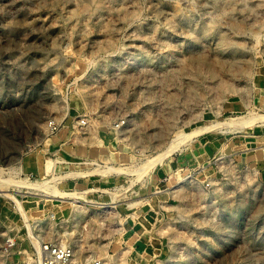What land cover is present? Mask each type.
<instances>
[{"label":"rangeland","instance_id":"1","mask_svg":"<svg viewBox=\"0 0 264 264\" xmlns=\"http://www.w3.org/2000/svg\"><path fill=\"white\" fill-rule=\"evenodd\" d=\"M230 118L253 124L181 138L153 164ZM0 166L90 190L80 221L71 200L8 187L28 227L0 182V264H39L31 230L84 264L124 250L126 264H264V0H0Z\"/></svg>","mask_w":264,"mask_h":264},{"label":"bare ground","instance_id":"2","mask_svg":"<svg viewBox=\"0 0 264 264\" xmlns=\"http://www.w3.org/2000/svg\"><path fill=\"white\" fill-rule=\"evenodd\" d=\"M225 43H227V42L224 41V44ZM68 109L69 108H67V110ZM252 124H253L252 123V119H246V120H244V119H241V118L240 119L230 118V119H228L226 121L216 122L213 125H209V126L207 125L205 127H198L196 129H194L189 134L183 133L182 135H179V137L174 138L170 142V144L166 148V150H164L163 152H161L155 158V160L153 161V164L156 166V164H158V163L166 160L172 153H174L175 150L180 145V141H181L180 139L181 138H185V139H188L189 138V140H192L195 135L198 136V135H201V134H206V133H209V132H214L216 130V128H220V129L223 128L224 129V128H228L229 127V128H232L233 131L239 132V131H243L246 127H248V126H250ZM150 167H151V165H150ZM17 168H18V173L19 174L22 173V171L24 170V167L22 166L21 163H20V165ZM9 169L11 171H14L16 168L10 167ZM54 171L55 170L53 169V172ZM109 171H115V172L120 173V172H122V169H118V168H115V167H110L109 168ZM3 172H4V168L0 166V182L3 184L4 187H7V189L2 190L1 196L6 197V198H9V199H11V200H13L14 202L17 203L18 209H19L21 215L23 216V218L26 220V223H27V226L28 227L30 226V224H28L29 221H30V218H29V216H28V214H27V212H26V210H25V208H24V206L22 204V201L20 199V196L18 194H16V193H13V191L12 190H9L8 187H16V188H18L17 191H14V192H17V193L18 192H22L21 189H27L28 192L29 191H36V192H38L36 194H39L41 196H48V197H54V198H61V199L71 200L72 203H73V205L75 206L74 216L78 220H80V221L87 214V211L83 208L84 206L82 205V203L83 202H86V203L90 202L88 200V198H86V194L90 190H86V191H74V192H63V191H59L57 189L50 188L53 185L52 184L51 186H48V185H50V182H51L50 180H46L45 179L46 181H32V180H30L28 178L14 179V178H11V177L4 176ZM69 175H75V176L78 175V176H80V175H83V173H78V174L77 173H75V174L72 173V174H69ZM62 176H63V174H62ZM83 177H84V175H83ZM54 179H57V177L54 176ZM185 179L186 178L181 177L180 178V181H184ZM113 195H114L113 200H115V202L118 201L119 199H121L120 196H119L120 194L114 193ZM113 202H110V203H113ZM51 217H54V216L51 215ZM165 231H166V228L159 229V233H162L163 234V233H165ZM32 233L33 232L31 230V240H32L33 244L36 246V248H38V250H39L42 241L38 237H36L34 234H32ZM72 234L73 233H69L70 236ZM9 240H11V241L14 242L15 239L13 237H9ZM67 245H70L71 247H73L72 244H67ZM104 250L105 249H103V253L105 255V251L106 250L105 251ZM129 251L130 250H124L121 254H119L117 256H113L112 258L107 257V258H104V259L105 260L111 259L113 261V264H126V262H127V260H126L127 259V254H128ZM86 258L88 260H90V261H92L94 259L96 260L95 254H90ZM73 264H84L83 262L82 263L78 262L76 252H75V255H74V258H73ZM105 264H110V262H106Z\"/></svg>","mask_w":264,"mask_h":264},{"label":"crops","instance_id":"3","mask_svg":"<svg viewBox=\"0 0 264 264\" xmlns=\"http://www.w3.org/2000/svg\"><path fill=\"white\" fill-rule=\"evenodd\" d=\"M240 145H238L239 147ZM237 145L233 147V152L232 155L236 158H241V160H245L248 163H254L258 160H260L263 157V153H261L262 150L260 149H255V150H249V151H244V150H238L236 151ZM186 162V158L180 157L176 160V164L179 165H184ZM172 167V166H171ZM173 168V167H172ZM171 168H167L163 170L162 175L158 177V184L161 185L164 180L168 179L163 178V176H167L168 173H170ZM141 225V226H140ZM137 226L135 230L132 232L131 239H134L133 242V248L137 253H139L140 257L142 260H147V255L151 254V247L153 246L152 244H149L150 238L147 239V234H145V230H143L141 227L143 226L140 224Z\"/></svg>","mask_w":264,"mask_h":264},{"label":"built area","instance_id":"4","mask_svg":"<svg viewBox=\"0 0 264 264\" xmlns=\"http://www.w3.org/2000/svg\"><path fill=\"white\" fill-rule=\"evenodd\" d=\"M40 247L41 249L36 250L39 264H73L75 250L70 245L44 242ZM85 264H100V262L90 261Z\"/></svg>","mask_w":264,"mask_h":264}]
</instances>
